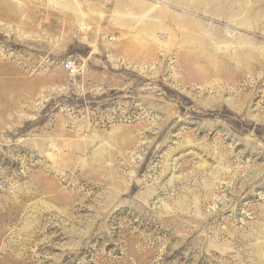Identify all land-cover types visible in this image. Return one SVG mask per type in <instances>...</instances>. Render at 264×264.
I'll return each instance as SVG.
<instances>
[{
	"label": "rangeland",
	"instance_id": "obj_1",
	"mask_svg": "<svg viewBox=\"0 0 264 264\" xmlns=\"http://www.w3.org/2000/svg\"><path fill=\"white\" fill-rule=\"evenodd\" d=\"M0 264H264V0H0Z\"/></svg>",
	"mask_w": 264,
	"mask_h": 264
},
{
	"label": "built area",
	"instance_id": "obj_2",
	"mask_svg": "<svg viewBox=\"0 0 264 264\" xmlns=\"http://www.w3.org/2000/svg\"><path fill=\"white\" fill-rule=\"evenodd\" d=\"M64 69L71 77H75L79 74V65L73 58H68L64 61Z\"/></svg>",
	"mask_w": 264,
	"mask_h": 264
}]
</instances>
